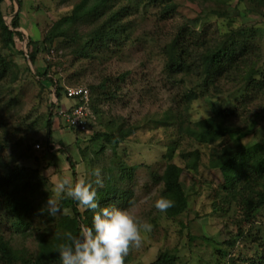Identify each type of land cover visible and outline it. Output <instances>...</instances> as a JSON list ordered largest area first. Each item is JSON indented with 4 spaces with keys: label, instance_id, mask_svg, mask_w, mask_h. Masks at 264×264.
<instances>
[{
    "label": "trees",
    "instance_id": "16d2710c",
    "mask_svg": "<svg viewBox=\"0 0 264 264\" xmlns=\"http://www.w3.org/2000/svg\"><path fill=\"white\" fill-rule=\"evenodd\" d=\"M4 1L0 0V112L3 107L6 111L13 108L14 97H3V88L9 84L14 85L17 81L16 64L6 58L4 51L15 47L16 38H25L23 32L18 30L21 26L22 0H18L20 9L9 24L2 11ZM66 1L72 0H63ZM249 2L255 6V10L264 7V0ZM140 7L158 9L157 19L163 22L171 19L182 5L178 0H74L71 11L53 23L43 40L28 38L29 59L33 65H37L39 54L44 51L51 53L54 50L51 47L57 43L56 52L72 58V65L74 61L92 59V63H99V71H103L104 62L120 56L127 46L142 40L161 42L163 74L170 83L189 82L191 85L187 92H183V100H180V103H184L183 107H170L157 120L158 123L167 125L166 127L173 126L167 137V152L163 156L165 166L159 176L155 174L162 184L161 197L173 201V206L164 213L167 218H177L187 213L190 210L191 192H203L204 184L209 192L205 199L211 206V211L202 213L216 215L228 224L234 219L236 230L230 232L229 239L222 243L232 249L227 264H264V137L258 138L253 145L243 142L241 136L250 131V123L254 122L251 120L253 116L257 117V113L256 110H251L249 115H245L237 109L238 106L248 108L246 103L249 100H239V93H243L244 87L255 83L258 88L254 92L255 97L264 89V72L259 70L257 60L251 58L250 63L247 60L249 45L255 39V33L243 26L236 29L230 26L224 37L218 39L207 37L203 31L192 33V27L201 23L204 17L201 16L164 37L158 35V32L136 37L137 25L133 19L139 13ZM207 9L212 14L226 17L229 15L226 7H223L222 12L213 6H208ZM53 64L48 63L42 69L37 68L36 72L44 88L55 87V99L52 103L54 110L51 109L47 119L46 140L43 144L52 152L53 159L58 155L63 156L70 165V170H76L86 156L85 151L81 150V158L78 159L68 147L56 145L52 139L53 124L56 118H60L58 109L63 106L62 99L67 87L63 85L61 78H56L59 71L56 73L53 70L60 63ZM64 72L67 70L64 69ZM129 73L130 71H124L111 75L103 72L98 75L96 80L86 86L91 95L90 106L92 101L126 103V100L121 99L124 97L120 91H123L121 85ZM259 75L260 78L256 81V76ZM235 76L242 82L235 91L232 106H220L218 110L208 108V113L194 122L187 118L186 112L194 101L201 97L213 100L221 96L225 89L221 79L232 80ZM152 84L148 83L147 87H143V95H153L155 88ZM236 102L239 103L238 106ZM235 119L240 122L233 123ZM7 122L8 120L0 116V129ZM125 122L124 117L119 120L113 118L106 124L111 128L109 131H100L93 137V140L105 137L113 146L116 158L119 155L117 147L138 131L136 126H126ZM65 126L80 133L69 125ZM19 143L22 145V142ZM8 144V140L0 142V215L7 213V219L16 231H33V216L41 208L36 199L37 187H31L25 181L28 176L25 168L5 160L6 156L1 153L7 149ZM176 155L179 158L175 160ZM16 156L14 149L10 157L15 161ZM113 159L111 158L112 168L107 169V178L103 180L102 186L97 187L98 204L100 207H129L132 204L133 189L128 186V182H132L136 166H129L123 158ZM209 172L210 178L206 176ZM190 176L191 182L199 177L202 184L200 189L194 182L190 191L186 189L185 183ZM218 176L221 178L219 181ZM59 206L63 211L69 210V214L55 223L48 222L44 227L36 229L39 239L37 252L18 248L13 245L12 237L0 230V264H60L57 248L64 242V234L70 232L76 235L82 227H91L94 211L82 210L70 198H60ZM200 215L201 212H198L197 216ZM237 243H242V246L239 252H234ZM217 250L222 256L228 255L226 250ZM180 259L177 251L166 250L148 264H192Z\"/></svg>",
    "mask_w": 264,
    "mask_h": 264
},
{
    "label": "rangeland",
    "instance_id": "374dc122",
    "mask_svg": "<svg viewBox=\"0 0 264 264\" xmlns=\"http://www.w3.org/2000/svg\"><path fill=\"white\" fill-rule=\"evenodd\" d=\"M22 2L21 26L18 30L23 32L25 38L22 40L16 38L15 47L4 51L6 58L16 64L17 81L14 85L9 84L3 88V97L6 96V99L14 97L15 103L12 104L13 108L10 111H6L3 107L0 112V116L8 120L6 126L0 129V142L3 143V140L9 142L7 149L1 154L6 156V161L18 164L28 172L25 181L31 187H37L36 199L41 204V208L36 210L33 216V231H16L7 219L8 214L4 213L3 216L0 215L1 232L11 236L13 245L18 248L37 252L39 239L36 229L44 227L48 222L55 223L56 220L69 214V210H64L62 214L53 217L46 211L47 200L53 195L54 180L67 174L74 182L84 178L94 181L95 177L92 173L97 168L101 169L104 180L107 178V169L112 168L111 158H115L113 160L123 158L129 166H136L133 180L130 184L128 182V186L133 189L132 210L142 222L151 224V231L142 232L141 247L130 249L125 264H148L154 261L160 252L166 250L177 251L183 262L227 264L232 249L222 243L229 239L230 232H235L234 219L232 218L228 224L216 215H204L211 211V206L205 199L209 192L205 185L200 183L199 177L193 182L196 187L199 186V189L201 185L204 189L197 194L191 192L190 210L187 213L177 218H167L164 212H159L154 207L155 201L161 198L162 190V184L155 174L159 176L165 166L163 156L167 152V137L173 129V126L166 127L167 125L164 126L157 120L170 107L176 109L181 105L182 108L184 103H180V100H183V92H187L191 86L189 82L170 83L168 77L163 74L164 57L160 48L162 43L142 40L131 44L120 56L105 61L103 71H99V63H92V59L74 61L72 65V58L56 52L57 43H55L51 47L54 50L49 54L45 51L41 52L37 65H33L27 54L28 38L43 40L53 23L71 11L74 0L69 2L22 0ZM178 2L182 7L171 19L163 22L157 19L158 9L140 7L139 13L133 19L137 25L135 36L142 37L145 33L154 35V32H158V35L164 37L188 21L201 16H204L201 23L192 27V33L203 31L204 35L212 39L224 37L230 26L234 29L243 26L255 33V39H252L253 42L249 45L248 63H250L249 59H256L259 70L264 72V7L255 10V6L249 0H178ZM208 6L219 8L221 12L223 7H226L229 15L226 17L212 14L207 9ZM19 9L18 0L4 1L2 11L8 24ZM48 63H54L53 65L60 63L57 67H53V70L56 73L59 71L56 78H61L63 85L67 87L78 85L86 87L103 72L112 75L130 71L126 81L121 85L123 91H120L124 97L121 99L126 100L124 102L127 105L120 101L113 104L92 101L91 106L90 104L88 106L89 132H73L65 126L67 124L63 118L55 119L52 132L55 144L68 147L78 159L81 158V150L85 151L86 156L76 170H70V165L63 156L58 155L53 159L54 155L43 144L46 140L47 119L51 109L54 110L52 103L55 99V87L44 88L36 72L37 68L42 69ZM64 69L67 72H64ZM238 78L235 76L232 80L221 79V84L225 86L223 93L225 96L221 94L213 100L201 97L194 101L186 112L187 118L194 122L201 115L208 113V108L218 110L220 106L224 108L232 106L236 96L235 91L242 82ZM259 78L260 75L256 76V81ZM148 83H153L152 87L155 88L152 96L142 94L143 87H147ZM257 90L256 84L250 83L249 86L244 87L242 94L239 93L240 102L249 100L246 103L248 108L238 106L239 103L236 102L240 113L249 115L251 110H256L257 113V117L253 116L251 120L254 122L250 123V131L241 136L243 142L248 145H253L258 138L264 137V89L255 97L254 92ZM62 101L65 102L66 99L63 97ZM70 102L75 103L73 100ZM122 117L126 120V126L134 125L138 131L117 147L116 151L119 155L116 158L113 146L105 137L98 140H93V137L100 131H109L111 128L106 124L110 120L113 118L119 120ZM239 122L240 120H233V123ZM236 137L238 136H234ZM19 142H22V145ZM14 149L17 152L15 161L10 157ZM175 157V160L179 158L178 155ZM206 176L210 178V172ZM219 180H221L220 176H218ZM191 181L190 176L185 183L189 191L193 183ZM93 187L98 186L93 184ZM53 198L59 203V197L53 196ZM42 208L45 209L43 214ZM198 212H201L200 216H197ZM50 218L53 220H49ZM241 246L242 243H237L234 252H239ZM217 248L226 250L228 255L222 256Z\"/></svg>",
    "mask_w": 264,
    "mask_h": 264
},
{
    "label": "clouds",
    "instance_id": "9594fccd",
    "mask_svg": "<svg viewBox=\"0 0 264 264\" xmlns=\"http://www.w3.org/2000/svg\"><path fill=\"white\" fill-rule=\"evenodd\" d=\"M92 175L94 181L84 178L74 182L65 174L53 182V195L46 203L48 215L56 217L63 212L53 196L70 198L83 209L94 211L91 227H82L76 235L64 234V242L57 248L60 264H125L130 249L141 247L142 232L151 231V224L142 222L131 206L100 207L93 184L103 185L101 169H95ZM172 206L173 201L167 197L157 199L154 205L162 213ZM44 211L42 208L41 213Z\"/></svg>",
    "mask_w": 264,
    "mask_h": 264
},
{
    "label": "built area",
    "instance_id": "2783aa9c",
    "mask_svg": "<svg viewBox=\"0 0 264 264\" xmlns=\"http://www.w3.org/2000/svg\"><path fill=\"white\" fill-rule=\"evenodd\" d=\"M64 98L75 103L66 108L60 107L59 117L63 118L70 127L80 132H89L88 106L91 102L89 89L85 86L66 87Z\"/></svg>",
    "mask_w": 264,
    "mask_h": 264
},
{
    "label": "crops",
    "instance_id": "0c3cea01",
    "mask_svg": "<svg viewBox=\"0 0 264 264\" xmlns=\"http://www.w3.org/2000/svg\"><path fill=\"white\" fill-rule=\"evenodd\" d=\"M63 106L69 107V105H71L72 103L70 102V100H66L65 102H62Z\"/></svg>",
    "mask_w": 264,
    "mask_h": 264
}]
</instances>
